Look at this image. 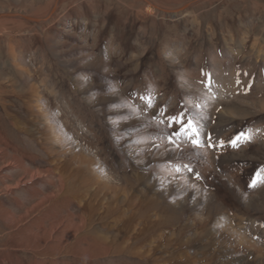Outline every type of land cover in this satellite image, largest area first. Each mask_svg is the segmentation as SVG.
Wrapping results in <instances>:
<instances>
[{
	"label": "rangeland",
	"instance_id": "1",
	"mask_svg": "<svg viewBox=\"0 0 264 264\" xmlns=\"http://www.w3.org/2000/svg\"><path fill=\"white\" fill-rule=\"evenodd\" d=\"M148 1L0 0V264H264V0Z\"/></svg>",
	"mask_w": 264,
	"mask_h": 264
},
{
	"label": "snow or ice",
	"instance_id": "2",
	"mask_svg": "<svg viewBox=\"0 0 264 264\" xmlns=\"http://www.w3.org/2000/svg\"><path fill=\"white\" fill-rule=\"evenodd\" d=\"M150 104H151V98H149V106ZM170 120L180 125V130L175 133L176 136H180L182 133L189 136L190 138L193 136L196 137L199 136V133L195 125L193 124V121L189 119L185 123L183 114H181L180 117H171ZM242 136L243 134H241V136L236 137V139L231 142L233 147L237 146V141H241ZM244 139H249V137H244ZM192 142L196 145H200V141L198 139H193ZM258 182H264V176L261 175V172L256 173V178L253 179L252 183L249 186L250 187L255 186Z\"/></svg>",
	"mask_w": 264,
	"mask_h": 264
},
{
	"label": "bare ground",
	"instance_id": "3",
	"mask_svg": "<svg viewBox=\"0 0 264 264\" xmlns=\"http://www.w3.org/2000/svg\"><path fill=\"white\" fill-rule=\"evenodd\" d=\"M60 1V0H59ZM58 0H56V3L55 4H53V6H52V9H54L55 7H56V5H57V2H59ZM144 1H147L146 2V4H149V5H152V6H154V8H158L159 6H157V5H155V4H152L150 1H148V0H144ZM194 1H197V0H194ZM188 4H190V3H188ZM187 4V5H188ZM165 10V9H164ZM148 12V11H147ZM1 16H12L13 17V14H2ZM17 17H20V18H23V19H26V20H30V21H34L36 18H32V17H29V16H24L23 14H20V15H17ZM36 20H39V19H36ZM1 136V135H0ZM2 140V139H1ZM45 143V142H44ZM1 151V150H0ZM14 160V159H13ZM17 162V161H16ZM16 162H15V164L14 165H17L16 164ZM33 173V172H32ZM28 175H29V173H28ZM60 183H61V181H60ZM63 184H66V183H63ZM108 186V185H107ZM79 188V187H78ZM74 191H72V193H73ZM66 194V193H65ZM76 195V194H75ZM46 198H48L47 196H46ZM45 201V199H42V200H39V202L36 204V205H34L29 211H32V210H34V209H36V207L38 208V209H36V211L38 210L39 211V206H41L42 207V204H43V202ZM94 205V204H93ZM50 206V205H49ZM48 207V206H47ZM91 207V206H90ZM86 209V208H85ZM102 209V208H101ZM221 209V208H220ZM46 211V210H45ZM93 211V210H92ZM27 213H29V212H27ZM46 213V212H45ZM48 213V212H47ZM46 213V214H47ZM112 214V213H111ZM49 215V214H48ZM56 216H58V215H56ZM92 216H93V214H92ZM55 218V217H54ZM38 220H40V221H42L43 220V218H42V216H40L39 217V219ZM56 220V219H55ZM64 220V222H65V219L63 218L61 221H60V223L61 224H63L62 223V221ZM68 221V220H67ZM84 221V220H83ZM57 223H59V221H57L56 222V224ZM59 225L61 228L63 227L62 225ZM54 225L55 224H53V225H51L50 227H51V229H53V227H54ZM66 225V224H65ZM55 228H57V227H55ZM65 229H67V228H65ZM64 231V230H63ZM82 231V230H81ZM70 233V232H69ZM91 236V235H90ZM75 238V237H74ZM96 239V238H95ZM80 240V239H79ZM54 243V242H53ZM54 247V245H52L51 246V248H53ZM259 250H261V249H259ZM264 254V253H263Z\"/></svg>",
	"mask_w": 264,
	"mask_h": 264
},
{
	"label": "trees",
	"instance_id": "4",
	"mask_svg": "<svg viewBox=\"0 0 264 264\" xmlns=\"http://www.w3.org/2000/svg\"><path fill=\"white\" fill-rule=\"evenodd\" d=\"M192 121H193V120H192ZM193 124L195 125L196 129H198V128H197L198 126H197L195 123H193ZM243 132H244V131H243ZM238 133H239V132H238ZM239 136H241V135H239ZM172 137L175 138L174 134H173V136H169V135L166 136V138H168V139H170V138H172ZM236 137H238V136L235 135V138H236ZM176 140H177V142H176V141H175V142H176L177 144L184 143L186 146H190L189 143L191 144V141H184V140H183V141H180L179 139H176ZM241 140H242V139H241ZM238 142H239V141H238ZM177 144H175V146H176ZM193 145L196 146V148L203 147V146L206 147V145H201V144H200V145L193 144ZM237 146H238V144H237ZM237 146H236V147H233V146L230 145V147H233L234 149H235V148L237 149ZM191 147H193V146H191ZM262 166H263V165H262ZM262 166H260V167H259V166L255 167V169H254V173H253V176H256V173H257V172H261V174L264 172V171H262V170H264V168H262ZM253 176H252V179H253Z\"/></svg>",
	"mask_w": 264,
	"mask_h": 264
},
{
	"label": "water",
	"instance_id": "5",
	"mask_svg": "<svg viewBox=\"0 0 264 264\" xmlns=\"http://www.w3.org/2000/svg\"><path fill=\"white\" fill-rule=\"evenodd\" d=\"M145 2H147V1H145ZM195 4V3H194ZM194 4H185V5H183L182 7H180L179 9H176V10H173V12H178V11H183L184 9H186V8H189L190 6H192V5H194ZM149 6H152V5H149ZM161 11V10H160ZM162 12H164V11H162ZM11 14H13V16H17V15H20L19 13H11ZM47 18L48 17H45L44 19H39V20H34L32 23H43V22H45L46 20H47Z\"/></svg>",
	"mask_w": 264,
	"mask_h": 264
},
{
	"label": "crops",
	"instance_id": "6",
	"mask_svg": "<svg viewBox=\"0 0 264 264\" xmlns=\"http://www.w3.org/2000/svg\"><path fill=\"white\" fill-rule=\"evenodd\" d=\"M76 9H77V11H80L79 8H76ZM80 9H82V8H80ZM77 17H78V16H77ZM75 18H76V17H75ZM232 33H233V32H232ZM254 245H255V244H254ZM251 247H252V246H251ZM252 248H254V247H252Z\"/></svg>",
	"mask_w": 264,
	"mask_h": 264
}]
</instances>
